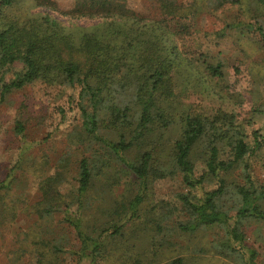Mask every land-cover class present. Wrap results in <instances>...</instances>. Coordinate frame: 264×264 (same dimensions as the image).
<instances>
[{"label":"trees","instance_id":"1","mask_svg":"<svg viewBox=\"0 0 264 264\" xmlns=\"http://www.w3.org/2000/svg\"><path fill=\"white\" fill-rule=\"evenodd\" d=\"M253 1L264 8V0ZM20 2L0 0V93L5 99L36 81L69 88V107H77L82 119L70 142L75 150L85 151L74 161V151H65L53 169L40 175L41 194L34 212L43 219L61 212L78 247L68 242L66 232L54 231L52 223L41 226L32 240L39 244L37 263L97 264L107 261L112 246L135 264H188L180 254L164 263H159L160 256L175 243L172 238L191 240L199 230L219 227L222 236L208 251L235 264H264L259 250L247 243L251 231L264 242V182L255 173L256 162L264 167V125L253 126L264 112L256 108L250 116H241V110L228 104L202 111L176 105L175 77L186 70L193 68L197 75L215 80L207 87L209 100L216 95L223 99L220 84L226 81L222 61L199 53V64H192L186 55L190 52L183 53L194 33L184 1L160 0V16L148 17L127 0H73L66 15L97 20L90 26H67L49 13L23 9ZM240 25L260 37L264 46V19L229 24ZM8 72L14 75L9 81ZM229 93L238 98L235 105L243 98L238 89ZM25 130L19 117L14 131L24 139ZM196 160L205 165L201 174ZM21 164L0 180L1 196L22 183ZM70 176L77 183L66 200L60 186ZM175 176L181 177L185 189L178 193L179 204L163 205L157 216L149 214L151 184ZM123 179L125 187L120 188ZM208 183L214 186L207 187ZM108 191L120 195L112 208ZM96 193L101 197V216L87 218ZM129 225L136 226L143 243H154L138 248L133 232L126 235Z\"/></svg>","mask_w":264,"mask_h":264},{"label":"rangeland","instance_id":"2","mask_svg":"<svg viewBox=\"0 0 264 264\" xmlns=\"http://www.w3.org/2000/svg\"><path fill=\"white\" fill-rule=\"evenodd\" d=\"M183 1L186 7L185 13L190 14L189 20L193 24L192 32L194 31L187 39L186 47H189V50L185 48V51L182 50L183 53L190 52L186 55L193 60L192 64H199L197 61L199 53L206 54L210 60L222 61L226 70V81L220 84L223 99L216 95L209 100L206 97V91L211 87V83H216L215 80H211L205 73V75L202 73L197 75L193 68L186 70L184 75L175 77L176 99L179 102H176V105L180 108L184 106V108L191 107L194 111H202L228 104L241 110V116H250V112H255L256 108L264 112V46L259 40L260 37L245 30L242 25L234 28L229 26L244 20L263 21L264 8L261 5L258 6L253 0ZM127 3L131 8L148 17L160 16V0H127ZM20 5L31 13H49L67 26L73 24L90 26L97 22L88 17L72 18L66 15V12L74 5L73 0H49L48 5H36L35 0H21ZM13 77L12 72H8L6 80L9 81ZM185 87L189 90L188 92L184 91ZM235 89L243 95L237 105L234 102L238 98L233 99L229 93ZM70 92L69 88L67 90L62 86L36 81L23 89L10 92L5 99L0 93V100H2L0 103V180L14 165L23 162L21 164L23 169L19 171L23 174L20 176L22 183L17 188L0 195V264H38L35 250L39 244L33 243V232L34 230L41 232V226L49 223L53 224L54 231L61 234L66 232L68 242H75L78 247L76 234L62 221L61 212L51 219H43L34 212L33 208L40 199V175L47 173L45 170L53 169L61 154L69 149L74 151L73 161L81 159L85 153L80 147L75 150V146L70 142V137L73 136L72 131L82 121L77 107L75 109L69 107ZM59 108H64L65 112H61ZM19 117L26 128L24 139H21L14 131ZM261 125H264V113L257 117V122L253 126L257 128ZM46 158L49 161H46ZM255 164V173L259 180L264 182V167L261 162ZM196 165L198 173L201 174L205 168L204 163L196 160ZM75 166L76 164L72 163L70 171H74ZM126 180L123 179L120 188L125 187ZM76 183L75 177L70 176L61 184V193L68 196L75 190ZM206 186L214 185L208 183ZM183 190L185 189L180 176L154 180L149 189V214L154 213L157 216L162 211L163 205L173 207L179 204L178 193ZM96 196L97 200L92 209L85 214L87 218L94 219L101 216V212L98 211L101 197L99 193H96ZM69 198L70 196L66 200ZM115 200H120L119 192L108 191V208L115 206ZM144 218H147L146 214ZM142 219L140 218L139 221ZM136 222L130 224L134 225ZM131 227L128 226L126 235L133 232L132 237L138 248H147V245L154 243V241L143 243L136 226ZM254 229L256 230L257 227ZM26 232L29 235L25 239ZM222 233L221 228L214 227L199 230L191 237V240L187 236L172 238L171 240L175 243L167 247L160 256L159 263H164L170 257L180 254L186 256L188 264H235L229 259L221 258L214 251H208L212 242L218 241ZM41 234L42 237H46V234ZM262 234H264V226ZM256 235L258 234L249 232L247 243L256 247L264 258V242ZM53 236L51 233V240ZM64 240L66 241L65 238ZM69 256L66 262L71 263L72 259ZM120 256V251L109 246L107 261L102 260L97 264H135ZM17 258H20V261H17Z\"/></svg>","mask_w":264,"mask_h":264}]
</instances>
